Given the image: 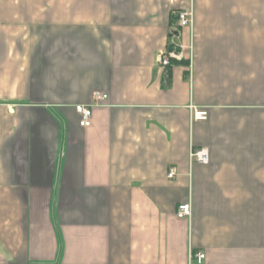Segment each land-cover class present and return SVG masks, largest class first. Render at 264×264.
Here are the masks:
<instances>
[{
    "label": "crops",
    "instance_id": "obj_1",
    "mask_svg": "<svg viewBox=\"0 0 264 264\" xmlns=\"http://www.w3.org/2000/svg\"><path fill=\"white\" fill-rule=\"evenodd\" d=\"M197 252L264 264V0H0V264Z\"/></svg>",
    "mask_w": 264,
    "mask_h": 264
},
{
    "label": "built area",
    "instance_id": "obj_2",
    "mask_svg": "<svg viewBox=\"0 0 264 264\" xmlns=\"http://www.w3.org/2000/svg\"><path fill=\"white\" fill-rule=\"evenodd\" d=\"M177 29L191 28L192 26V12L191 11H179L175 14ZM174 36L171 35L168 41L166 49L161 52L157 57V65L160 68H170L174 62L182 59V47L173 40ZM108 96L102 92L94 91L91 94V103L89 105H77L75 111L79 115V125L82 128H87L91 125V112L94 107L101 106ZM191 121H205L207 119V112L205 110H199L191 108ZM208 154L205 149H190L189 160L190 162H196L199 164L208 163ZM175 175L173 167L169 169L167 174L168 179H172ZM191 216V205L190 203L181 204L177 207L176 217L179 219H188ZM205 255L202 252H197L191 256L190 259L194 260L197 264H202Z\"/></svg>",
    "mask_w": 264,
    "mask_h": 264
}]
</instances>
